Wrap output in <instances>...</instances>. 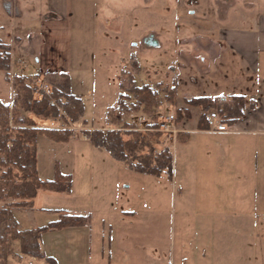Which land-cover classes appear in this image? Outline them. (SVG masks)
Returning a JSON list of instances; mask_svg holds the SVG:
<instances>
[{
	"label": "rangeland",
	"instance_id": "374dc122",
	"mask_svg": "<svg viewBox=\"0 0 264 264\" xmlns=\"http://www.w3.org/2000/svg\"><path fill=\"white\" fill-rule=\"evenodd\" d=\"M263 15L264 0H0V42L9 47L13 65L21 63L10 75L33 78L30 87L38 97L47 92L38 90L36 81L50 90L61 81L59 72L69 69L72 89L82 97L85 111L75 123L61 108L53 120L28 114L39 127L73 132L66 143L39 136L36 154L39 178L51 180L58 163L71 176L72 190L40 191L34 210H20L15 217L21 228H33L56 220L59 213H89L93 225L104 220L113 238L114 251L108 256L104 236L101 256L93 240L90 250H84L80 234L65 228L59 241L47 236L43 252H51L61 264H168L177 223L166 176L128 170L91 146L84 132L121 129L126 123L146 135L155 149L169 146L177 135V106L201 91L217 101L226 99L221 91L230 90L240 78L237 57L224 51L215 60L218 39L253 34ZM143 84L158 91V105L147 113L122 112L121 123H112L107 111L116 106L117 96L123 94L129 107L130 91ZM13 95L11 82L0 71V100L10 104ZM170 113L175 114L173 128L159 131L158 123ZM152 124L157 138L150 135L155 130L146 128ZM91 231L96 236L100 225ZM67 239L77 241L75 251L64 245ZM8 263L47 264L34 258L18 263L12 257Z\"/></svg>",
	"mask_w": 264,
	"mask_h": 264
},
{
	"label": "crops",
	"instance_id": "0c3cea01",
	"mask_svg": "<svg viewBox=\"0 0 264 264\" xmlns=\"http://www.w3.org/2000/svg\"><path fill=\"white\" fill-rule=\"evenodd\" d=\"M234 41L239 49L232 45ZM217 42L219 52L214 55L215 60L228 51L239 59L241 68L236 75L240 78L235 79L232 88L221 92L227 94L226 98L231 94L243 95L245 107L239 119L226 123L225 131H212L204 124L198 126L204 111L196 114L195 110L201 107L177 106V110H187L189 116H182L177 122V135L169 144L172 175L166 178L177 225L172 231L168 264H264V15L253 34L220 37ZM15 64L21 65L20 61ZM14 65L11 61L10 74L14 73ZM41 77L46 79L45 75ZM70 91L82 100L72 89L71 79ZM195 96L212 97L204 91ZM76 215L90 217L89 226L69 227L80 234L79 245L90 250L93 240L102 256V240L106 236L109 256L114 245L104 220L98 219L97 225H93L89 213ZM98 225L99 233L92 236V227ZM59 231L44 233L42 247L47 236L59 241ZM70 240L64 245L75 251L77 241L73 244ZM45 254L54 257L51 252ZM56 260L61 264L59 258Z\"/></svg>",
	"mask_w": 264,
	"mask_h": 264
},
{
	"label": "trees",
	"instance_id": "16d2710c",
	"mask_svg": "<svg viewBox=\"0 0 264 264\" xmlns=\"http://www.w3.org/2000/svg\"><path fill=\"white\" fill-rule=\"evenodd\" d=\"M10 65V49L0 42V71L4 72V80L11 82L14 90L10 104L0 100V264H9V257L18 263L25 258H34L44 260L47 264H58L54 257L43 252L42 235L69 227L87 226L90 217L59 213L56 220L43 226L20 227L15 212L34 210V200L40 191L70 194L72 190L71 176L62 173L58 163L54 165L52 179L41 180L36 154L39 136L55 143H66L73 132L70 129L39 127L28 114L53 120L58 115V108H61L69 121L75 123L83 117L84 105L71 93L68 73H59V83L52 86L48 93L41 92L38 97H34V89L30 87L33 78L11 76ZM130 94L133 102L129 107L124 103L126 97L119 94L116 106L107 111L112 123H121L122 112L142 109L147 113L158 105V91L148 84L134 87ZM185 104L201 107L204 112H215L222 122L233 123L243 114L245 98L241 94H231L217 101L208 96H192L185 100ZM176 113L179 118L189 116L187 110H177ZM113 115H116V120L112 119ZM203 124L207 127L204 114L200 116L198 126L202 127ZM156 127L152 124L146 128L155 130ZM150 135L159 137L156 130ZM84 136L91 146L103 149L111 159L122 163L130 171L171 178L170 147L155 149L146 135L126 123H122L121 129H92L84 132ZM13 243H17V248H14Z\"/></svg>",
	"mask_w": 264,
	"mask_h": 264
},
{
	"label": "built area",
	"instance_id": "2783aa9c",
	"mask_svg": "<svg viewBox=\"0 0 264 264\" xmlns=\"http://www.w3.org/2000/svg\"><path fill=\"white\" fill-rule=\"evenodd\" d=\"M36 82L38 84V90H44L47 93L50 91L47 90V87L43 85L40 81H36ZM61 114L65 115L63 111H61ZM204 116L206 119V125L208 129L212 131H225L227 129L226 123L222 122L221 118L215 112L206 111L204 113ZM174 121H175L174 113H170L166 115L164 119L158 123V130L162 132L169 131L170 128H173Z\"/></svg>",
	"mask_w": 264,
	"mask_h": 264
}]
</instances>
